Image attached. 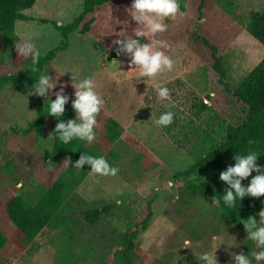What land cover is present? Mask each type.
<instances>
[{"label": "rangeland", "instance_id": "1", "mask_svg": "<svg viewBox=\"0 0 264 264\" xmlns=\"http://www.w3.org/2000/svg\"><path fill=\"white\" fill-rule=\"evenodd\" d=\"M82 3L36 0L24 12L34 20L16 22L14 32L19 40L31 39L41 57L61 40L51 22H71ZM130 3L112 0L94 9L83 22H89V30L82 33V23L69 35L67 47L44 68L57 76V87L64 85L67 103L73 98L71 77L73 82L88 76L95 80L104 104L96 116V137L86 144L97 146L118 171L115 175L90 171L53 225L45 226L29 243L8 219L5 201L19 195L34 204L62 170V163L52 168L46 160L55 118L46 114L48 102L43 97L19 92L13 85L0 90V163L6 164L0 172V232L8 239L0 264H119L125 234H135V264H203L200 253L216 246L218 264H234L232 254H246L251 240L245 228L231 225L215 200L191 196L188 181L176 174L222 144L229 127L246 121L248 109L233 91L264 57V47L246 30L264 0H206L201 11L200 0H178L184 15L165 18L166 31L155 37L168 45L155 47L172 58V70L151 78L140 77L129 67L128 57L113 50L117 35L131 37L139 27L126 11ZM201 19L204 22L198 23ZM139 39L151 42L148 37ZM12 51L13 56L0 42V75L31 65L30 57ZM157 85L169 89V99L157 96ZM39 107L45 111V124L39 134L32 129L23 136L21 131L38 119ZM165 111L174 113L172 123L155 125ZM108 118L121 129L114 142L104 136ZM261 210L264 207L255 215L258 226ZM93 211L100 215L90 222L84 214ZM149 211L151 219L144 226ZM251 242V253L258 251Z\"/></svg>", "mask_w": 264, "mask_h": 264}, {"label": "trees", "instance_id": "2", "mask_svg": "<svg viewBox=\"0 0 264 264\" xmlns=\"http://www.w3.org/2000/svg\"><path fill=\"white\" fill-rule=\"evenodd\" d=\"M112 0H83L81 12L69 23L62 25L51 22L55 30L60 34L59 44L39 58L37 64L38 71L32 72L30 66L23 71L11 74L0 75V90L6 85H13L19 92H31L39 74L44 72L45 66L55 58L58 51L67 47L69 35L76 31L84 22L85 17L92 13L94 9L109 3ZM206 0H200L198 10L204 6ZM36 0H0V42L3 47H7L13 56L14 45L19 38L14 32L15 24L18 21L27 22L34 20L24 12L31 9ZM42 21V20H40ZM47 23L45 21H42ZM89 22L83 23L82 33L89 30ZM246 30L264 47V7L254 15L247 23ZM207 46L213 51L214 47L207 42ZM220 76H223V68L216 61ZM234 97L241 101L248 109V116L244 123L236 127H229L225 133L222 144L200 157L188 169L178 172L176 177H183L188 181L189 193L191 196H206L213 200L219 199L223 195L226 185L218 179L220 171L228 165L234 163L232 157L236 153H246L254 150L258 154L257 163L264 165V57L248 73L241 83L233 91ZM38 119L31 122L28 127L21 131L26 136L32 129L39 134L40 129L46 121L45 111L39 107ZM74 117L71 103L65 104V112L60 119L66 120ZM57 122L56 118L49 127L52 144L46 151V160L50 167H57L63 164L62 170L50 187L39 196L34 204H30L19 195H12L5 201V213L16 230L22 235L25 243L31 242L45 226L53 225L54 218L58 211L62 209L67 199L73 195L76 188L90 173V166L85 164L80 169L69 166L64 162L66 156H71L75 162L81 152L101 156V151L97 146H88L86 141L74 139L68 144H63L57 136L52 134ZM121 134L119 124L112 118H108L105 123L104 136L108 142H114ZM253 141L249 144L248 141ZM111 165V162L107 160ZM6 164L0 163V172ZM252 175H255L253 173ZM249 177L248 179H250ZM248 179L243 183L247 184ZM223 217L234 227L243 229L246 219L255 218L256 213L264 207V195L260 197L245 196L237 201L236 206L229 209L221 204L218 205ZM98 211L86 212L85 218L92 222L99 217ZM151 211L147 213L143 220V225L151 219ZM135 234H125L121 237V250L117 258L119 264H135L136 244L133 239ZM8 239L0 232V251L6 246ZM251 241L248 242L246 254L251 258ZM255 264V263H254ZM264 264V262H261Z\"/></svg>", "mask_w": 264, "mask_h": 264}, {"label": "clouds", "instance_id": "3", "mask_svg": "<svg viewBox=\"0 0 264 264\" xmlns=\"http://www.w3.org/2000/svg\"><path fill=\"white\" fill-rule=\"evenodd\" d=\"M131 20L139 27L134 31L133 36L123 37L117 35L112 41L113 49L119 56L124 54L128 57V64L131 70H138L140 77H155L158 73L165 70H172L173 60L159 50L155 45L164 44L165 41L156 39L157 33L166 31L167 25L164 23L165 18H174L180 12L178 0H131L130 6L126 9ZM203 19L198 23H203ZM140 37L151 38V42H142ZM18 56L23 58H31V71L37 72V64L40 58V50L32 42L31 39H22L14 45ZM134 66V67H132ZM74 91L71 96V109L74 117L66 120L60 119L65 112V104L69 101V95L65 94L64 85H58L57 76L54 78L49 72H41L29 95L43 97L47 101L46 114L56 118L57 122L52 134L58 137L63 144H68L74 139L91 143L96 133L94 131L97 123L96 116L99 113L104 100L96 91L95 80L91 77H84L73 82ZM55 89V91H53ZM156 94L161 100L169 99L170 93L166 86H156ZM54 95L55 99H51ZM174 113L172 111L162 112L158 118L154 120L157 126H168L172 123ZM249 144L253 141L249 140ZM258 154L254 150H248L246 153H236L232 159L234 163L228 165L224 170L220 171L218 179L222 181L226 187L223 195L216 200L219 205L222 204L231 209L236 206L237 201L240 202L245 196L260 197L264 195V165L258 164ZM64 162L67 166L72 164L73 168L80 169L82 165H89L92 173L100 175H115L118 169L109 164L104 156H93L81 152L79 158L72 162L71 156H66ZM255 173V175H252ZM251 177L250 179H248ZM248 179L247 184L243 183ZM117 203H119L117 201ZM260 225H257V219L249 217L243 222L247 231V238L255 242L256 249L251 253V258L243 252L232 254L234 264H257L264 262V210L258 213ZM187 243V242H186ZM218 246L210 251L200 253L199 259L203 264H218L215 250Z\"/></svg>", "mask_w": 264, "mask_h": 264}]
</instances>
